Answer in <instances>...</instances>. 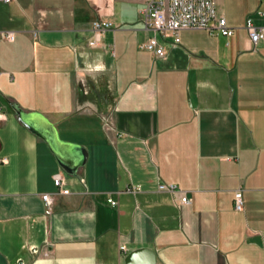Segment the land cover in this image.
<instances>
[{"label":"crops","instance_id":"obj_1","mask_svg":"<svg viewBox=\"0 0 264 264\" xmlns=\"http://www.w3.org/2000/svg\"><path fill=\"white\" fill-rule=\"evenodd\" d=\"M142 7L0 2V264H264V45L245 29L264 26V0H215L233 34L158 38L164 58L140 48L152 36ZM95 21L113 26L90 47ZM19 110L85 149L76 176Z\"/></svg>","mask_w":264,"mask_h":264},{"label":"built area","instance_id":"obj_2","mask_svg":"<svg viewBox=\"0 0 264 264\" xmlns=\"http://www.w3.org/2000/svg\"><path fill=\"white\" fill-rule=\"evenodd\" d=\"M0 2L10 3L11 0H0ZM258 15L260 18H264V12H258ZM139 16L143 27L152 32V36L140 48L156 58H164L166 55V48L159 42L158 38L161 40L171 39V45L175 46L179 43L181 31H206L211 35L219 34L223 37H230L234 32L227 26L226 20L218 16L215 0H143V7L139 11ZM112 26L109 21L93 22L92 29L95 38L88 45L97 47V37ZM245 29L253 49H256L258 45H264V26H256L251 19H247ZM3 37L10 42L14 40L12 33L3 34ZM53 184L61 195L69 194L64 175L57 174L53 179ZM158 190L177 193L181 204L189 203L185 193L178 190L173 184H159ZM41 199L46 207L45 215H49L52 200L47 194L42 195ZM107 201L113 207L117 205L112 199ZM233 205L236 212H243L244 203L240 190L234 194ZM120 251H125V248L121 246Z\"/></svg>","mask_w":264,"mask_h":264},{"label":"water","instance_id":"obj_3","mask_svg":"<svg viewBox=\"0 0 264 264\" xmlns=\"http://www.w3.org/2000/svg\"><path fill=\"white\" fill-rule=\"evenodd\" d=\"M17 120L32 134L40 138L54 155L63 172L69 176H76L79 168L83 167L87 153L78 145L61 141L55 127L40 115L16 111ZM134 256L127 259V264H135Z\"/></svg>","mask_w":264,"mask_h":264}]
</instances>
